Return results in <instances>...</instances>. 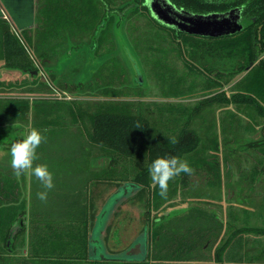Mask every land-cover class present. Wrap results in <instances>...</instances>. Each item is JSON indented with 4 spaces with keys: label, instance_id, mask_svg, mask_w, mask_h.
I'll return each mask as SVG.
<instances>
[{
    "label": "trees",
    "instance_id": "trees-1",
    "mask_svg": "<svg viewBox=\"0 0 264 264\" xmlns=\"http://www.w3.org/2000/svg\"><path fill=\"white\" fill-rule=\"evenodd\" d=\"M169 1L178 9L199 15L239 9L243 30L221 38L189 35L158 22L145 0H38V24L34 30L24 31L21 35L7 21L0 20L2 67L27 75L37 71L36 60L25 43L34 44V32L39 39L35 44L40 50L38 60L41 65H47L50 63L48 51L52 50L50 43L68 30L70 35L93 31L92 41L97 42V51L103 47L104 34L108 33L110 38L113 32L121 49L117 34L128 16L141 11L161 30L169 33L173 41L179 42L180 51L183 43L186 50L193 52L187 51L191 58L199 60L208 56L226 62L223 63L225 69L209 64L201 71L181 52L188 69L203 73L212 87H219V92L202 100L191 112L185 111L187 115L183 117L181 126L174 130L158 126L153 118L141 111L136 112L134 105L112 102L97 107L94 112L81 110L77 103L71 104L67 109L72 123L79 129V132H72L61 121L59 109H62V103L56 106L42 98L31 103L28 99L0 96V127L27 124L30 113L33 114L34 128L46 136L45 142L37 149L39 159L34 161V166L48 165L55 184L47 202H42L37 193L44 189L31 176V204L27 209L17 182L9 178L10 175L5 177L0 173V264H174L205 261L207 250L221 236L225 222L202 207L189 208L175 215L159 213L163 202L158 186L151 182L148 167L158 157L177 156L195 169L194 176L204 172L211 186L221 187L223 169L229 172L231 160L226 158L223 162L218 155L194 158L197 152H205L201 148V136L192 127L194 118L202 113L204 107H211L214 103L228 109L226 121L236 135H240L239 131L248 134L261 127L260 139L254 138L243 144L245 151L254 150L257 160L252 172L244 174L239 184L252 187L263 176L264 0ZM128 47L138 61V56ZM139 68L142 72L140 64ZM136 81L139 84L137 77ZM230 83L233 85L231 93L223 89ZM77 87L80 88L77 85L72 89ZM40 101L46 103L41 104ZM232 107L236 112L231 110ZM244 117L250 122L244 124ZM180 120L177 118L175 124ZM137 125L140 128H136ZM24 130L20 127L13 131L12 137L2 139L5 134H0V145L23 139ZM173 136L178 140L175 145L169 142ZM53 143L59 144L51 148ZM214 145L219 147L215 142ZM6 151L9 154V149ZM94 161H101V165L94 166ZM175 180L183 190L189 185L186 174L182 173ZM126 183L143 186L128 200L138 204L144 213L143 232L145 229L148 231L147 258L142 262L93 260L90 258V236L102 208L100 204L104 202V187L118 189ZM171 191H177L176 186L168 189V193ZM115 216L119 213L116 212ZM111 230L112 224L107 227L104 243L111 254H116L118 252L108 246ZM248 231L255 230L240 228L232 233L218 247L217 261L220 262L222 254L228 252L236 236ZM256 231L264 233V230ZM21 249L27 252L19 253Z\"/></svg>",
    "mask_w": 264,
    "mask_h": 264
},
{
    "label": "rangeland",
    "instance_id": "rangeland-1",
    "mask_svg": "<svg viewBox=\"0 0 264 264\" xmlns=\"http://www.w3.org/2000/svg\"><path fill=\"white\" fill-rule=\"evenodd\" d=\"M113 26H111L112 31ZM120 30L123 32L125 42L138 56L140 61L138 66L140 64L144 78L143 85L137 84V76H133L132 68L123 57L113 32L110 38L108 33L104 34L103 47L97 51V42L92 41L93 31L73 32L70 35L68 30L63 36L57 37V40L54 39V42L50 43L52 48L48 51L50 63L42 64L40 67L43 70L38 75L31 77L18 70L1 68L0 64V96L28 99L31 103L42 98L56 106L62 103L63 107L59 109L61 121L69 126L72 132H79L78 126L72 123L67 109L74 103L86 112H94L97 107L112 102L134 105L136 112L141 111L153 118L158 126L174 130L181 126L183 117L187 115L184 114L185 111L191 112L202 100L219 92V87H212L203 73L188 69L181 52L184 53L183 57L192 61V64L201 71L209 64L215 68H224L223 63L226 62L223 60L215 58V61L208 56L199 60L191 58L188 55L191 51L186 50L183 43L180 44L182 47L180 51L179 42L173 41L169 33L161 30L142 11L128 16ZM38 40L34 32V44L29 45L25 42L30 55L37 62H39L40 50L35 44H38ZM200 52L202 54V51ZM232 83L224 86L223 89L231 93ZM77 85L80 88L72 89ZM231 110L236 112L235 107ZM228 112V109L221 104L214 103L211 107H204L202 113L195 116L192 124L201 136L203 149L201 150H205L204 153L197 152L194 155L195 159L218 155L223 162L226 158L231 160L229 172L226 173L223 169L222 186H211L206 173L203 172L200 176L189 177V185L183 190L180 184H175L177 179L175 177L170 181L169 188L174 185L177 191L168 193L167 199L161 198L163 205L159 207V213L166 215H175L178 214L177 212L180 214V211L185 212L189 208L202 207L223 220L226 224L225 228L216 243L207 250L205 261L174 264H264V233L256 231L264 230V174L252 187L239 184L244 174L252 172L257 160L254 150L245 151L243 144L254 138L260 139L261 127L248 134L239 131L240 135H236L231 132L226 121ZM179 117L180 123L175 124ZM29 119L27 124L0 127V134H5L1 139L12 137L13 131L20 127H23L27 133L34 128L33 114L30 113ZM244 120V124L250 122L246 117ZM214 142L219 145L218 148L215 147ZM57 144L59 143H53L50 147L53 148L55 147L53 145ZM99 165L101 161H94V166ZM0 173L5 177L10 175L9 178L17 182L21 200L25 201L29 209L31 176L23 175L19 179L15 177L10 167L8 152L0 153ZM104 188L106 189L104 202L100 204V208L116 191V188L109 189L108 186ZM116 212L119 213L117 217ZM116 212L108 222V226L112 224L108 246L112 251L120 253L142 234L145 222L141 207L128 199L117 208ZM240 228L255 231L243 232L236 236L228 252L223 253L221 261L218 262L216 258L218 247ZM20 252L24 253L27 250L21 249Z\"/></svg>",
    "mask_w": 264,
    "mask_h": 264
},
{
    "label": "water",
    "instance_id": "water-1",
    "mask_svg": "<svg viewBox=\"0 0 264 264\" xmlns=\"http://www.w3.org/2000/svg\"><path fill=\"white\" fill-rule=\"evenodd\" d=\"M151 15L163 25L175 28L189 35L200 37L221 38L235 35L243 30L242 15L239 9L227 13H212L199 15L178 9L169 0H146ZM123 57L132 68L133 76L139 79V84H144L143 74L138 62L126 45L122 30L117 34ZM36 74L38 72H35ZM135 183H126L112 193L102 206L96 217L95 226L90 236V258L101 261L142 262L148 255V231L147 229L138 236L124 251L111 254L105 243L108 222L117 208L128 198L136 194Z\"/></svg>",
    "mask_w": 264,
    "mask_h": 264
},
{
    "label": "clouds",
    "instance_id": "clouds-1",
    "mask_svg": "<svg viewBox=\"0 0 264 264\" xmlns=\"http://www.w3.org/2000/svg\"><path fill=\"white\" fill-rule=\"evenodd\" d=\"M136 128H140L137 125ZM46 131V130H45ZM46 136L37 128H31L25 134L24 138L13 143L9 149L10 167L16 178L23 175L34 176L42 185L44 191L37 193V198L42 202H47L49 192L54 189V175L46 164H36L38 160L37 149L45 142ZM169 142L173 145L178 143L175 136L169 138ZM151 182L154 186H158L159 195L163 199H167L169 181L173 180L180 174H186L191 177L195 173V169L189 165L186 160L177 156L158 157L148 167ZM143 186L136 185L139 191Z\"/></svg>",
    "mask_w": 264,
    "mask_h": 264
},
{
    "label": "crops",
    "instance_id": "crops-1",
    "mask_svg": "<svg viewBox=\"0 0 264 264\" xmlns=\"http://www.w3.org/2000/svg\"><path fill=\"white\" fill-rule=\"evenodd\" d=\"M37 16L38 0H0V20L7 21L16 33L34 30Z\"/></svg>",
    "mask_w": 264,
    "mask_h": 264
},
{
    "label": "flooded vegetation",
    "instance_id": "flooded-vegetation-1",
    "mask_svg": "<svg viewBox=\"0 0 264 264\" xmlns=\"http://www.w3.org/2000/svg\"><path fill=\"white\" fill-rule=\"evenodd\" d=\"M145 3H146V0H145ZM36 66H37V71H34L33 73H31V74H29V75H31V76H36V75H38L40 72H42V68L40 67L41 66V64H40V62H37L36 61ZM1 68H2V66H1ZM35 72H38L37 74L35 73ZM4 141V140H3ZM4 143V142H3ZM12 144L11 143H4V144H2V145H0V153H2V154H4V153H7V151H6V149H10V146H11Z\"/></svg>",
    "mask_w": 264,
    "mask_h": 264
}]
</instances>
